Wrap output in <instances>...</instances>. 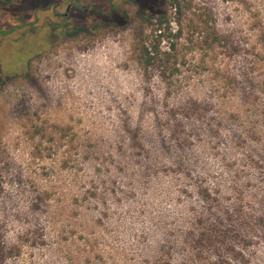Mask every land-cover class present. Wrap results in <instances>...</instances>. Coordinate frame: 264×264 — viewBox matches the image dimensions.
<instances>
[{
  "label": "rangeland",
  "instance_id": "obj_1",
  "mask_svg": "<svg viewBox=\"0 0 264 264\" xmlns=\"http://www.w3.org/2000/svg\"><path fill=\"white\" fill-rule=\"evenodd\" d=\"M180 3L0 0V264H264V0Z\"/></svg>",
  "mask_w": 264,
  "mask_h": 264
},
{
  "label": "trees",
  "instance_id": "obj_2",
  "mask_svg": "<svg viewBox=\"0 0 264 264\" xmlns=\"http://www.w3.org/2000/svg\"><path fill=\"white\" fill-rule=\"evenodd\" d=\"M181 0H167V3L169 4L170 7L175 8L176 11H179L181 9ZM141 13L142 10L140 9ZM144 13V12H143ZM115 15V14H114ZM168 12L167 9L163 10H159L158 14H157V18L154 21L155 23L152 24V26L154 27L153 32L158 33L159 37H163V33L166 31V27L168 26ZM153 19H149V22L152 23ZM15 29V28H14ZM165 30V31H164ZM13 31V30H12ZM4 34H8V32H4ZM202 35H200V40H203L205 42L209 41V33H201ZM205 34V35H204ZM215 35V39L212 38L211 40V46H213L215 43H221V39L222 37L218 34V32H214ZM208 36V37H207ZM216 41V42H215ZM146 41L145 40H140L137 44V48L136 51L139 54V62L140 64L144 65L145 68H150L152 66H156L158 65L160 68H162V76L165 78L168 74L169 76L174 75L175 72H178V65L179 63L177 62H173L172 61V55L169 52H162L159 48V44L158 45H154L153 47H150L148 45L145 44ZM175 45H172V48H169L170 50H175ZM21 57V56H20ZM23 62V61H22ZM22 67H16V66H12L10 64L8 68V71L5 70V68L3 69V63H2V68L1 69V73L5 75V77L10 78L13 76H18L21 74H24V72H26L27 69V65H25L24 63L21 64ZM82 159H79L78 164L82 165L83 162H81ZM79 165V166H80ZM5 226V227H4ZM7 227V225L2 224L0 222V237L2 236V233L4 231V229ZM0 244H2L1 248H0V255L4 256V252H5V248L7 246V242L3 239L0 238ZM10 244V243H9Z\"/></svg>",
  "mask_w": 264,
  "mask_h": 264
}]
</instances>
